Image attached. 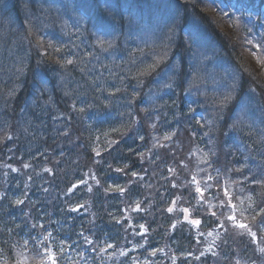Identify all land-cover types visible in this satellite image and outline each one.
<instances>
[{"label": "rangeland", "instance_id": "374dc122", "mask_svg": "<svg viewBox=\"0 0 264 264\" xmlns=\"http://www.w3.org/2000/svg\"><path fill=\"white\" fill-rule=\"evenodd\" d=\"M227 1L229 0H194L189 1L185 7L181 1L178 9L175 0H169L165 11L174 12L166 19V28L157 29L158 23L151 18L144 22L143 26L140 24L138 27L131 26L133 30L129 29V22L125 24V30L129 29L125 37L132 42L131 46L125 44L122 36L115 34L110 28L115 27L118 20L107 21L104 24L108 26L99 28L92 20L88 24L77 16L75 19L67 20L62 16L63 8H59L56 0H36L34 8L27 5L29 0L15 1L12 10L17 15L16 29L13 32L9 31V25L13 21L10 20L7 10L0 22V48L10 55H22L25 60L21 69L11 67L7 72L8 76L16 73L25 75L27 70L31 69V63L38 64L39 69L44 66L50 69L48 77L41 74L39 78L31 81L38 90L31 88L30 84L24 88L27 93H31L28 95V101L38 109L36 116L41 120L40 123L29 121L31 138L29 148L25 150L29 156L45 155L59 160L61 155L52 149L59 151L69 145L70 141L63 139L72 131L69 128L71 123L76 125L78 133L90 135L98 129L94 127L96 120L99 124L112 120L114 126L106 127L111 131L109 135L112 131L122 132L126 128L121 135L123 139L132 130H136L138 137L144 141L143 146L135 147L141 154L140 157L144 160L154 159L150 164H156L152 167V173L142 165L147 174L155 177L158 170L159 173H163L172 164L181 171L176 173V170H172L175 174L168 178L183 177L189 171L194 179L203 174L207 181L209 172L211 178L216 176V180L213 184H209L212 198L201 202L191 194L190 190L179 192L171 188L173 192L171 195L176 197L175 204L173 201H162L159 214L149 212V209L153 208L151 203L153 196L149 201L136 200L132 204L137 206L145 204V206L138 211V214L134 209L139 207H132L126 212L129 229L134 223H139L144 226V236L148 237L147 230L150 235L163 234L165 226L169 225V232H176L174 233L176 245L191 249V239L194 241L195 246L190 255L195 261L194 264L196 262L264 264L262 254L259 253V249L264 248V230H262L264 226L260 222L264 221V0H252L253 8L259 7L262 18L257 16L256 10L251 12L250 4L245 3L242 5L243 9L236 10L228 6ZM62 3L65 4V1ZM129 6H132V3L126 5ZM65 8L68 10L70 6ZM183 9L181 21L185 18L192 19L189 26L197 27L201 33L198 36L188 35L189 33L183 35L181 29L180 38L173 44L166 37L169 36L172 28L178 27L179 23L182 28V22H179V10ZM67 23H70V26ZM77 31L80 33L83 31V36L86 34L90 38L84 41L94 45L91 55L94 59H87V64L91 63L92 66L95 64L98 69L105 71L104 79L107 73H110V80L117 81L123 76L130 75L135 85L133 90L124 89L126 92H116L111 95L104 92L105 85L99 86L101 90L98 91L83 87L84 85L97 87L99 72L89 67V71L85 74L78 68L79 64L76 61L68 63L73 54L79 55L80 60L88 58L79 52L80 48L75 52L63 47L65 46L63 38L72 41L73 34H77ZM57 34L62 38H56ZM192 38L195 39L192 53H197L201 64H198L197 68L192 66L191 71L184 69L188 72L185 76L188 79L183 80V85L185 88L188 87L186 89L188 93L182 92L176 95L177 91L165 92L164 88L156 91L145 90L150 86L148 81L154 79L152 75L156 73L155 68L160 65H163L162 74L172 68L177 73H181L179 66L181 57L178 51L186 53L188 47L181 46L180 43L186 44ZM249 41H252V44H249ZM119 45L120 56L114 54L100 56L96 53L97 50L106 53L111 47H119ZM152 45L158 48L157 51H153ZM254 45L261 47L256 48ZM123 51L126 53H122ZM59 78H72L80 82L62 83L59 82ZM50 80L56 86H61L62 91L59 95L47 91L48 86L51 87ZM121 85L122 87L126 85L125 78L121 80ZM84 89L88 92V97L92 98L90 103L94 107L90 105L85 107V103L79 100L82 98L81 95L87 96V93H83ZM184 94L186 101H198L201 105L189 107L188 104H184L185 112L182 111L179 115L176 107H171V100L173 97L181 98ZM58 98L66 101L68 111L64 112L61 109V114L54 113L51 105H58ZM104 99H107L106 103ZM118 110L126 111V121L115 112ZM188 110L194 114L186 117ZM69 111L71 112L68 113ZM132 113L138 116L140 121L134 118ZM168 117L173 118L172 125L177 126L173 137L167 133L174 132L175 126L163 130V126L169 122L166 120ZM46 118H50L51 128L44 124ZM4 121L9 124L8 119L5 118ZM12 122H17L15 116ZM193 127L195 132L190 133L189 131H192L190 128ZM9 128L10 124L6 128L0 126V144L7 138ZM179 128L182 129L178 131ZM18 131L20 129L15 131V127L11 126L10 137L12 140L14 138L19 140L17 147L22 145L20 134L26 132ZM58 131H61L60 135ZM71 136L77 137V135ZM198 145V149H202V153L205 154L196 156L192 153L187 165L188 162L182 158L180 149L186 147L189 153ZM126 147L132 148L128 144ZM164 148L169 153L161 152ZM175 148H178L176 155H174ZM166 161L167 164H164ZM226 172L228 175L224 177ZM199 179L202 180L203 176ZM5 181L11 183L9 179ZM37 184H45V177L36 179L31 187H26L23 183L22 196L26 194L32 198L41 196L38 195ZM163 187L167 188L164 182ZM167 191L169 193V188ZM13 194L1 195L9 201ZM169 207L173 208L171 213L167 211ZM183 208H188L189 212L181 211ZM213 212L216 216L212 215ZM233 213L238 222L248 224L251 230L256 232L255 241L246 230L232 226L233 222L228 220L225 214ZM195 219L200 220L199 226L189 223ZM173 224L176 225L175 228L172 227ZM221 224L224 226L221 227ZM140 225L129 232V237L136 238L135 232ZM205 227L207 228L204 229ZM215 228H222L215 236L221 237V240L214 238L212 242V238L206 236V233ZM256 246H258L257 250L254 248ZM29 247L27 242L19 243L16 254L8 256L7 264L26 262ZM123 252L130 253L131 250L126 249ZM137 252L141 253V251ZM168 254L176 257L178 264L184 258L175 256L170 249ZM164 262L168 263L166 260Z\"/></svg>", "mask_w": 264, "mask_h": 264}, {"label": "bare ground", "instance_id": "6f19581e", "mask_svg": "<svg viewBox=\"0 0 264 264\" xmlns=\"http://www.w3.org/2000/svg\"><path fill=\"white\" fill-rule=\"evenodd\" d=\"M21 2L22 0H0V6L6 8L7 10H9V16H10V20H12V24L9 25V31L13 32L16 29V24H17V15L13 12V6H14V2ZM36 2V0H29V3L27 4L29 7H33L34 8V3ZM111 3L113 4V2L111 0H77V3L74 7L75 11L81 12L84 10L85 7L87 6H91V7H97L98 5H103L104 3ZM59 8L63 7V4H58ZM102 17L99 23L101 22H107L111 20V16L108 12H106L105 10L101 11ZM68 34H66L67 36ZM120 36H122V38L125 40V44L131 46L132 42L130 40H128L125 35L120 34ZM71 37V34L69 36V38ZM56 38H62L59 36V34L56 35ZM86 39H90L89 37H87V35L85 34L83 36V31L80 33L79 31H77V34H73V38L72 41H70L71 39H67V38H63V44L65 46H63L65 49L67 50H72L75 52H78L76 49L80 48L79 52L84 54V56H87L88 58L84 59L81 58L79 55L77 56L76 54H73V57L71 58L72 62L76 61L77 63L80 64H84L82 65V67H90V68H94L96 70H98L99 72V76H98V80L96 82L97 87H94L92 85H84V88L90 87L92 88L94 91L95 90H101L99 89V86L105 85L106 90L104 92H106L107 94H111L113 95L116 92H126L127 91H131L135 88V85L133 84L132 80L130 79V75L127 76H123L120 80H110L109 78V74L107 73L105 75V79H104V73H106L103 70H100L97 68V65L92 66L91 63L87 64V59L89 60H93L94 57L91 56L93 55V50L94 49V45H91L89 42H85L84 40ZM72 44H70L69 42ZM77 42V45L75 46V43ZM138 47H140L139 45H137ZM48 51V50H47ZM157 51V50H155ZM96 53H98L100 56H105V55H110V54H114L115 55H119L121 54V48L120 45L119 47H111L108 52L104 53L101 52V50H97ZM122 53H126V52H122ZM91 57V58H90ZM0 92L3 89L2 88V84H6L7 81L13 83L14 86H19L21 85L25 80L28 81V83L31 85V88H34L35 90H38V87H36L34 82V78H39L41 76V74L43 76H48L50 74V69L47 70H43V68L39 69L38 64H34L32 69H28L27 73L24 75V73H16L13 74L11 76L7 75V72L12 68L17 69L19 67V69H21L25 63L24 57L22 55H10L6 52H4L1 48H0ZM82 62V63H81ZM163 68V65H160L158 68H155L156 73H159ZM170 71H166L163 76H162V81L163 82H167L169 75H170ZM27 74H29V77H25ZM39 76V77H38ZM125 78V88L122 87L121 85V80ZM59 82H80L79 80H73L72 78H59ZM126 89V90H124ZM91 91V90H89ZM176 95L179 94L178 90ZM174 91V92H175ZM83 93H87V96H83L81 95L79 100H82L85 103V107H89L88 105H90V107H94L91 103L90 100H92L91 97H88V92L86 91V89H84ZM28 95H30L31 93H27ZM84 97V98H83ZM63 98H65L63 96ZM70 98V96L68 97ZM15 98L13 99L12 103H14ZM107 102V99H104V103ZM185 102L182 100V98L179 97H173L171 100V106L172 108L176 107V112L180 114H182V111H184V107H185ZM199 105H201V103H199L198 101H196L195 103L189 104V107H200ZM51 107H53L54 109V113L55 114H61V109L59 108V106L57 104H53L51 105ZM209 107V106H207ZM8 109V107L2 106L0 107V126L3 127H8L9 124L7 122H5V111ZM205 112V110H203ZM117 113V111H115ZM194 113H192V111H187V115L186 117H189L190 115H192ZM15 118L17 121L21 122L24 121L26 118V111H24L23 113H16L14 114ZM166 120H168V124L163 126V130L169 129L170 127H172V122H173V118H166ZM41 122V120H39V123ZM72 121H70L71 123ZM44 124L48 127H52V123L50 118H46ZM107 125H113L112 120L103 123V124H99L98 121L96 120L95 122V128H98L94 133H90V135H87L84 139L85 142H87L93 149L96 150L97 153H99V155L102 158L103 161V167L99 168V170H97V174L98 177L100 178V182H101V186H102V191L103 192H83L78 194V196L76 197V203L78 205L83 206L84 208H88V209H92L95 210V208H99L98 205H102L103 207H105L108 212L110 217H115L116 214H118V212L120 211V207H116V205L113 204H109V200L108 197L109 196H113L115 199H122V196L119 197V191H116L115 189L117 187L119 188H123L125 189L126 193H127V198L129 200H131L134 196H138V197H143L146 192L153 187L154 185H156V198L158 199L162 192H163V182L165 179H167L168 176L173 175L175 173H172V170H176L177 172H180L181 170L179 168H175L172 164H170L171 167L168 168L167 171L163 172V173H159L160 171H157V175L155 177H153L151 174H147L146 172H144V168H135L133 166L130 165H126L121 163L116 155H115V151L118 147L123 146V143L120 139H115L114 141L112 140H108L107 142H103L102 137L104 136L105 132L107 131L106 127ZM11 128V126H10ZM9 128V129H10ZM69 128L72 130L69 134L70 135H77V137H84V133L77 131V127L76 125H74L73 123H71L69 125ZM22 131H26L27 136H31V127L27 126L25 128H23ZM61 134V131H58V135ZM66 137L63 139L65 140ZM125 143H127L128 145H131L132 147H136V146H143L144 141L141 140L138 137V131L136 130H132L128 135H126L125 137ZM12 142H14L17 146L19 145V140H17L16 138H14L12 140ZM35 142V141H34ZM260 147V146H259ZM261 148V147H260ZM262 149V148H261ZM152 158V157H151ZM28 159V156L26 154L25 151L21 150V148L16 151V153H14L13 151H10L9 153H7L4 156L0 155V161H6L9 160L11 162V164L15 167H23L24 165H26V161ZM154 161V159H148V160H143L144 166L147 169V171L149 173H152V167L156 166V164H150ZM1 165V162H0ZM151 166V167H150ZM117 169H122V171H117ZM133 173H135L136 175L134 176ZM146 173V174H145ZM38 187V195H45L48 198L54 199L56 194L50 190L47 189V185L43 184H37ZM16 192V188L15 185L13 183H9L7 181H5L4 179H2L0 177V194L3 193H15ZM169 194H173L172 190L169 188ZM38 204H40L39 201H35V198H33V202L30 205L31 207L29 208H24V209H18L19 212L15 211L14 209L11 208L10 203L7 202L4 205V208L6 209L5 212V218H6V223H11V224H7V230L11 231L14 237L17 238H29L32 234V230L31 227L28 225V223L26 222L25 219L28 218H34L36 217V211H35V205L37 206ZM126 204L131 205V202H128ZM69 205V200L67 198H59L58 199V204L54 207L53 209V213H52V217H61L64 215L67 207ZM83 208V209H84ZM83 209H80L78 211H73L74 214H78L81 213L83 211Z\"/></svg>", "mask_w": 264, "mask_h": 264}, {"label": "trees", "instance_id": "16d2710c", "mask_svg": "<svg viewBox=\"0 0 264 264\" xmlns=\"http://www.w3.org/2000/svg\"><path fill=\"white\" fill-rule=\"evenodd\" d=\"M113 2V4L108 3V12L111 16V18L115 21H117L119 18H121L123 16L125 24L127 22H129L128 24H130L129 29H131V26H143L144 22L148 21V19H152L153 21H155V23L157 24V29H161L163 28V23L161 21L160 18H162V15L160 13V10H163L165 12L166 6H164L166 0H130V3H132V6H129L127 8V11L130 9V13L128 15H124V13L122 11H120V5L119 2H117L116 0H111ZM176 1H183V0H175ZM186 4L189 3V1H194V0H185ZM238 1V0H237ZM242 2V1H240ZM244 3H248V4H252V0L248 1V0H243ZM7 13V12H6ZM5 16V15H4ZM123 18L118 22V25H122L123 23ZM166 18V17H165ZM2 19V17H0V20ZM192 19H187L185 18L184 20H182V28H188V32L191 33L192 36L194 35H199V31L198 28H193V26H189V22ZM182 28H178L176 31L173 32H177L178 30H181ZM127 29L125 31V33L129 30ZM209 30V27H208ZM210 31V30H209ZM173 32H169V33H173ZM213 33V31H211ZM180 38V37H179ZM166 39H169V36L166 37ZM195 39H191L188 43L184 44V43H180L181 46H187V52H183V51H178L179 56L181 57L179 66H180V70L181 73H177L176 71H174V68H172V71L169 75V78L167 80V82L173 84L175 86V88L178 89L179 93L184 92L187 88H185V85H183V80L188 79L185 76L188 74V72H186L184 69H190L189 71H191L193 69V67L198 66V64H201V62H199V56L197 55L196 52L192 53L193 51V43H194ZM174 49H177L176 47L173 46V44L171 42H168ZM175 43V42H174ZM151 51V50H150ZM192 53V54H191ZM172 60L174 61L173 57ZM79 64V69L84 71L85 74L89 71V67H81L82 64ZM193 66V67H192ZM33 67V64L31 63V69ZM205 68V66H203ZM44 69L45 66L43 67ZM192 68V69H191ZM72 69H75V67H72ZM47 70V69H46ZM160 73H162V70L160 71ZM182 74V75H181ZM201 75V74H200ZM30 75L27 74L25 77H29ZM48 77V76H45ZM158 77V76H157ZM51 83V87L48 86L47 91L52 94H56L59 95V93L62 91V88L60 85H55L54 82L52 80L49 81ZM148 82H150V86H148L147 88H145V90H157L158 86L156 85V81L153 79L152 81L149 80ZM29 83L27 80H25L21 85L19 86H14L13 83L7 81V83L4 85L2 84V90L0 92V107L5 106L8 107V109L5 111V116L6 119L9 120V116L14 115L16 113H23L24 111H26V118L24 121H39L40 119L38 118V116H36V109L35 107H33L32 103H30L28 101V94L25 91L24 88L28 87ZM52 92V93H51ZM58 97V96H57ZM15 98L16 101H14V103H12L13 99ZM59 100V108L62 109L63 111H68V104L66 103V101L63 102V99L58 98ZM71 111H69L68 113H70ZM9 113V115H7ZM1 114V113H0ZM117 114L121 117L122 120L126 121V111H121L118 110ZM132 116L134 118H138V121H140L139 117H136L133 113ZM1 118V117H0ZM30 123H27L26 125H29ZM126 129V128H125ZM124 129V130H125ZM123 130V131H124ZM87 136V134L84 135L83 139H85V137ZM87 143V142H86ZM91 152H88V155L91 156L90 154ZM76 162L79 163V160L76 159ZM76 162H71V165L69 166L68 169L70 170V176L68 177V181H74L77 178V169L78 166H76ZM75 166V167H74ZM37 167V166H36ZM101 186V184H100ZM102 189V186H101ZM125 189L123 191V193L119 192V197L122 196V199L118 198L115 199L113 196H109L108 200H109V204H113L116 205V207H121V208H130V207H137V205L134 204H126L128 202L131 203H135L136 200H139L140 197L138 196H134L131 200H129L127 198V194L125 195ZM45 197L43 196H39L38 198H35V201H39L41 204H38L37 206L35 205V211H37V215L35 217L36 223H34L32 221L31 218L25 219L26 222L28 223V225L30 226V223H32L33 226H37V224H40L42 222V220L44 219H48L50 217V215H52L53 213V209L54 207L57 205L55 204V206L53 207V209L51 210V212L48 211L47 208L42 207L45 204ZM17 200H21L19 198H17L15 195H12L10 197V200L8 201L10 203V206L12 209H14L15 211L19 212V208L20 209H24V208H29L31 207L30 205L32 204V202H29V206L25 205V204H16ZM99 208H97L98 210H102V213L100 215H98L96 213V217H97V235H98V239L103 238L104 235L108 236L109 238H116L118 240L122 239L124 237V234L126 229L128 227V222H127V216L126 218H123L120 220V227H118L116 224H114V217H110L108 210L103 207L102 205H98ZM145 205H142L137 209H134V211L138 214V211L142 210V208H144ZM160 208V204L159 203H155L153 205V209H159ZM96 209V208H95ZM150 210V209H149ZM5 212L6 209L3 207L2 209H0V259H6L8 258L9 255H13L16 254V251L18 249V244L19 243H25L27 241H29L31 239V236L29 238L23 239V238H17L14 237L11 231L7 230V224H11V223H6V218H5ZM158 212V211H156ZM136 214V215H137ZM51 222L52 223H57L60 226H63V228H67L69 226V221H67L66 219H61L59 217H50ZM86 222L89 221V219H85ZM140 224L139 223H134V227H138ZM149 232V231H148ZM176 232L170 233L169 232V225L165 226V230L163 232V234H158V235H150V237L148 238V242L151 243L152 246L160 248V247H166L169 248L171 251L175 252L178 256L181 255H185L187 252H189L191 249L190 248H182L181 246L176 245V243H174L176 241V234H174ZM140 242V241H139ZM136 249H140V247H135ZM128 260L126 259L124 261V264H127Z\"/></svg>", "mask_w": 264, "mask_h": 264}, {"label": "snow or ice", "instance_id": "6c2138e0", "mask_svg": "<svg viewBox=\"0 0 264 264\" xmlns=\"http://www.w3.org/2000/svg\"><path fill=\"white\" fill-rule=\"evenodd\" d=\"M248 43H249V44H252V41H249ZM101 46H102V45H101ZM254 47L259 48V47H261V46H260V45H254ZM68 63L71 64L72 61L69 60ZM81 110H82V109H81ZM97 155H99V153H97ZM117 171H122V169H117ZM133 175L135 176L136 174L133 173ZM173 186L175 187V185H173ZM115 190H116V191H119V192H121V193H123V191H124L123 188H119V187H117ZM196 191H197L198 193H200L201 196H203V192H202V190H201L199 187L196 188ZM22 203H23L22 200H17V201H16V204H18V205H19V204H22ZM173 204H175V201H173ZM232 207L234 208L235 206L233 205ZM78 210H79V209H77V208H73V209H72V211H78ZM137 210H138V209H137ZM167 211L171 213V212L173 211V208H172V207H169V208L167 209ZM181 211H183V212H185V213H188V212H189V209H188V208H183V209H181ZM212 215H213V216H216V213L213 212ZM225 215L227 216V219H228V220H231V221L233 222V224H232L233 227H236V228H239V229H244V230H246V231L252 236L253 241L256 240V232H253V231L251 230V228L249 227L248 224L238 222L234 213H233V214H225ZM185 218L187 219V217H185ZM118 222H119V221H118ZM177 222L179 223L180 221H177ZM189 223H191V224H193V225H195V226H199V225H200V220H199V219L191 220V221H189ZM261 225L264 226V221L261 222ZM223 226H224V225L221 224V227H223ZM140 227L143 228L144 226H143V225H140ZM172 227L175 228L176 225L173 224ZM262 230H264V228H262ZM49 235H51V233H49ZM81 235H83V233H81ZM85 240H86L88 243H92V241H89L87 237H85ZM108 247L110 248V247H112V245L109 244ZM259 253L262 254V259H264V248H260V249H259ZM154 254H155V253H153V255H154ZM47 259H48L49 261H51V264H57L56 257H55V255H54L51 251L48 252ZM5 264H7V262H5Z\"/></svg>", "mask_w": 264, "mask_h": 264}]
</instances>
